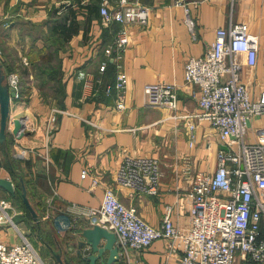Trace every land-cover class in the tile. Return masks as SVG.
I'll list each match as a JSON object with an SVG mask.
<instances>
[{"label":"crops","instance_id":"1","mask_svg":"<svg viewBox=\"0 0 264 264\" xmlns=\"http://www.w3.org/2000/svg\"><path fill=\"white\" fill-rule=\"evenodd\" d=\"M108 1L114 6L118 0ZM129 2L150 9L145 25L125 26L129 43L121 68L128 85L126 107L118 110L113 95H86L75 78L78 69L98 71L102 47L120 26L101 22L99 0H0V64L5 77L10 71L19 75V96L11 98L9 116L23 117L20 134L14 135L9 123L5 142H0V177L14 185V195L0 187V197L9 200L8 214L15 225L0 223V242L12 244L26 236L44 264H59L55 253L65 264H87L77 253L80 230L92 225L82 209L99 206L106 185L113 186L117 197L134 206L153 227L160 225L167 206L172 208L174 224L188 225L191 204L186 193L191 176L198 170H214L221 144L217 131L194 117L200 110V91L185 81L184 64L189 57L204 54L217 27L233 22L247 26L257 58L253 67L244 66L241 78L252 96L264 88V0ZM87 4L88 10L82 7ZM66 7L75 10L80 28L66 39H56L49 12ZM188 18L193 21V34ZM51 53L52 59L47 58ZM41 58L49 74H40L34 66ZM104 70L103 80L113 82V63ZM148 82L173 83L176 107L148 105L143 93ZM52 115L55 119L49 122ZM188 120L195 123L192 142L186 135ZM252 128H264V114L252 119L250 141L255 140ZM20 148L26 150L24 156L18 155ZM125 154L159 159L156 194L133 192L115 183V170ZM22 186L35 217L23 201ZM180 256L181 251L170 248L165 238H157L143 250L118 255L112 264H177Z\"/></svg>","mask_w":264,"mask_h":264},{"label":"built area","instance_id":"2","mask_svg":"<svg viewBox=\"0 0 264 264\" xmlns=\"http://www.w3.org/2000/svg\"><path fill=\"white\" fill-rule=\"evenodd\" d=\"M149 7L129 0H118L110 6L100 0L99 16L108 25L117 22L110 42L102 47L98 74L78 69L75 78L82 82L86 95L114 96V106L126 107L128 77L121 60L129 43L126 24L145 25ZM187 10V8H186ZM193 34V21L187 19ZM2 47L0 44V58ZM257 49L247 26L242 22L217 27L213 42L200 56H191L184 64V79L199 88L200 110L194 114L206 121L218 134L221 146L216 152L215 168L211 172L195 171L186 195L190 200L188 225L178 226L172 220V208H165L162 222L153 227L144 221L134 206L124 204L114 187L106 185L99 206L82 209L91 224H98L116 236L118 255L130 250H143L153 240L165 238L170 248L181 251L177 264H264V128L248 131L252 119L264 114V88L257 96L242 81L244 66L253 67ZM22 62L27 64L25 57ZM112 62L116 68L113 82H104L101 74ZM5 82L19 96V75L6 74ZM85 90L90 91L85 93ZM145 102L151 106L176 107V86L169 82H148L143 86ZM100 96V95H99ZM54 115L49 122L54 121ZM186 135L194 141L193 121H187ZM52 126H48L51 129ZM24 156L26 150L18 149ZM82 170L81 176H85ZM161 177L159 159L152 155L125 154L114 174L115 183L143 194H156ZM93 179L92 184H96ZM10 202L0 197V223L10 222ZM66 225L65 221H60ZM0 264H44L26 236L12 244L0 242Z\"/></svg>","mask_w":264,"mask_h":264},{"label":"water","instance_id":"3","mask_svg":"<svg viewBox=\"0 0 264 264\" xmlns=\"http://www.w3.org/2000/svg\"><path fill=\"white\" fill-rule=\"evenodd\" d=\"M13 95L12 88L8 87L5 82V74L0 64V142L5 139L6 128L9 123L13 126L12 133L14 135H19L20 129L23 128V117L10 118L9 116L10 100ZM221 147L225 148V146ZM0 187L14 195V185L11 180L0 177ZM21 195L25 205L35 217L36 214L28 203L23 186ZM79 236L81 238L78 243L77 253L83 260H87V264H112L117 261L116 236L112 231L98 224H92L89 227L82 228ZM55 257L59 264H65L60 253H55Z\"/></svg>","mask_w":264,"mask_h":264},{"label":"trees","instance_id":"4","mask_svg":"<svg viewBox=\"0 0 264 264\" xmlns=\"http://www.w3.org/2000/svg\"><path fill=\"white\" fill-rule=\"evenodd\" d=\"M99 3H100V0H99ZM82 7H85L88 10L89 4L82 6ZM91 7L93 8V11L96 13L97 6L95 4H92ZM49 21H50L51 31L56 33V36H57L56 39H59L61 37H63V39H66L70 35L75 34L80 28V23L77 20L76 12L71 7H66L62 11L59 8H52V10L49 12ZM48 57L52 59V53L49 56H47V58ZM43 60L44 59L41 58L39 61L40 65H34V66L36 67L37 71L40 72V74L42 73L49 74L50 71L47 68L48 66L45 64H42ZM104 72L101 74L102 80L104 77ZM95 74L99 76L98 71ZM104 82H107V81H104ZM98 95H100L101 97L103 96V94L101 93H98L96 96L98 97Z\"/></svg>","mask_w":264,"mask_h":264}]
</instances>
